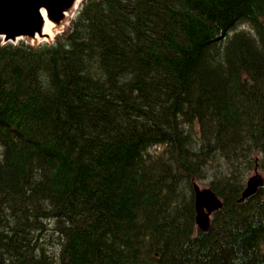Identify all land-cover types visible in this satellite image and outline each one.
Instances as JSON below:
<instances>
[{"label": "trees", "instance_id": "obj_1", "mask_svg": "<svg viewBox=\"0 0 264 264\" xmlns=\"http://www.w3.org/2000/svg\"><path fill=\"white\" fill-rule=\"evenodd\" d=\"M72 21L0 39V264H264V183L242 197L264 181V0H84ZM196 184L223 203L208 232Z\"/></svg>", "mask_w": 264, "mask_h": 264}, {"label": "water", "instance_id": "obj_2", "mask_svg": "<svg viewBox=\"0 0 264 264\" xmlns=\"http://www.w3.org/2000/svg\"><path fill=\"white\" fill-rule=\"evenodd\" d=\"M83 0H0V38L4 43L20 40L36 41L50 35L45 31L50 22L63 32L76 14ZM38 43V42H37ZM264 183L261 175L251 177L242 194L243 199L253 196ZM197 222L203 232L210 228V215L222 208V201L209 189L196 188ZM203 215L204 220L200 217Z\"/></svg>", "mask_w": 264, "mask_h": 264}, {"label": "rangeland", "instance_id": "obj_3", "mask_svg": "<svg viewBox=\"0 0 264 264\" xmlns=\"http://www.w3.org/2000/svg\"><path fill=\"white\" fill-rule=\"evenodd\" d=\"M78 13V12H77ZM77 13H76V15H77ZM76 15L73 17V19L76 17ZM72 19V20H73ZM72 20H71V22H72ZM70 22V23H71ZM70 23L66 26V28H65V30L69 27V25H70ZM64 30V31H65ZM62 32H59L57 35H59V34H61ZM56 35V36H57ZM56 36L53 38V39H51V40H49V41H46V42H44V43H40V44H37V43H31L33 46H39V45H43V44H52V43H54L55 42V39H56ZM116 68H119V65H117V66H111V71L112 72H115V69ZM149 80H150V78H149ZM122 115H119V117H121ZM122 119H125V117L124 116H122ZM39 167H36V168H34V170L31 172V175L32 174H38V176L36 177V178H31L30 177V180H32V181H35V182H38L40 179H42L43 178V176H44V171L42 170V169H38ZM251 177H253V176H251ZM250 177V178H251ZM249 178V179H250ZM249 179H248V181H249ZM248 181H247V183H248ZM197 185V184H196ZM198 187H199V185H197ZM246 186H247V184H246ZM200 189V188H199ZM200 190H202V189H200ZM202 220H204V217H203V215H201V217H200ZM28 222H29V224L28 225H30V227H31V233H32V231H33V233L32 234H28L26 237H24L22 240H24V245H26V246H28V243H31V244H33V242H34V238L39 234V233H41V231L42 230H38V229H40L41 228V224L39 223V221L37 220V217H36V215L34 214V216H32L31 218H30V220H28ZM197 228H198V225H197ZM21 229H23V227L21 226ZM35 230H38V231H35ZM25 233H27L26 231H25ZM47 235H49V234H47ZM48 238H46V239H44V240H47ZM41 241H43V240H41ZM41 241H39L36 245V247H35V249L34 250H36V252L34 251L33 253H35L36 255L38 254V250H42V249H44V250H50L51 248H52V243H49V244H44V245H40V242ZM65 264H66V262H65Z\"/></svg>", "mask_w": 264, "mask_h": 264}, {"label": "bare ground", "instance_id": "obj_4", "mask_svg": "<svg viewBox=\"0 0 264 264\" xmlns=\"http://www.w3.org/2000/svg\"><path fill=\"white\" fill-rule=\"evenodd\" d=\"M81 4V3H80ZM77 11V10H76ZM69 20L71 19V15L68 18ZM73 22V21H72ZM45 31L50 35L49 37L45 38V39H41L38 38V40L36 41V43H40L43 41H47V40H51L52 38H54L56 36V34L58 33V29L55 28V26L53 24H51L50 22L46 23V28ZM155 149V148H154Z\"/></svg>", "mask_w": 264, "mask_h": 264}]
</instances>
